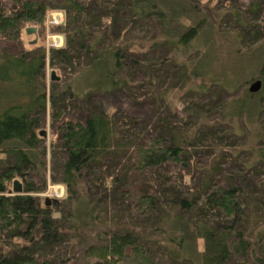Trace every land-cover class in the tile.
<instances>
[{"label":"trees","instance_id":"16d2710c","mask_svg":"<svg viewBox=\"0 0 264 264\" xmlns=\"http://www.w3.org/2000/svg\"><path fill=\"white\" fill-rule=\"evenodd\" d=\"M202 1L0 0V264H264V0ZM51 12L48 90L22 34ZM225 38L258 93L212 80Z\"/></svg>","mask_w":264,"mask_h":264},{"label":"rangeland","instance_id":"374dc122","mask_svg":"<svg viewBox=\"0 0 264 264\" xmlns=\"http://www.w3.org/2000/svg\"><path fill=\"white\" fill-rule=\"evenodd\" d=\"M217 2V3H216ZM202 4L211 6V8L217 7L218 1L209 3V0H203ZM62 13V12H60ZM211 12L208 11V15ZM63 14V13H62ZM50 13L45 18V23L42 25L29 26L28 28H36L37 31L35 34L28 35L25 31L22 34V42L24 43L27 50L31 49L33 46H38L42 49L46 50L47 60H46V83L47 89L49 90L51 83V69L49 67V55L52 50V41L49 38L51 35L58 34L55 33L54 27L48 26V17ZM64 16V14H63ZM65 20V19H64ZM61 35V34H58ZM62 36V35H61ZM63 37V36H62ZM229 39H233L230 37ZM229 39H220L216 40L214 43H207L205 45V54L203 56V60L209 61V67L213 72L211 75L214 76L215 79H212L217 84H225L222 80L220 81L218 78L223 76L225 80H228L230 84L236 87V89L232 92L234 98L241 96L245 91H249L250 87L257 81V64L254 61L255 57L253 56L254 52L244 51L242 55L237 54L238 50L232 47L231 41ZM65 45V39L63 37V47ZM215 45L214 47H212ZM62 47V48H63ZM256 54V53H254ZM200 57V56H199ZM202 58V57H201ZM202 60V59H201ZM223 79V78H222ZM197 85L201 84L200 78L194 79ZM222 82V83H221ZM176 106V102L174 103ZM50 103L48 102L47 109V121L44 127L40 132L46 131V136L41 137L42 140L45 141L48 148V163L50 164V148L53 138L52 129H51V121H50ZM39 132V134H40ZM50 168V166H48ZM20 183L23 185L22 181ZM44 190L42 193L38 194L43 200L47 201H57L61 202L66 198V189L64 186L54 184L51 179L50 171L47 173L46 184L44 185ZM14 187V186H13ZM13 191V188H12ZM202 247V243H201Z\"/></svg>","mask_w":264,"mask_h":264},{"label":"water","instance_id":"95a60500","mask_svg":"<svg viewBox=\"0 0 264 264\" xmlns=\"http://www.w3.org/2000/svg\"><path fill=\"white\" fill-rule=\"evenodd\" d=\"M36 31H37L36 28H28V29L26 30V33H27L28 35H31V34H35ZM51 81H53V82H58V81H60V78L57 76L56 72H52V73H51ZM262 87H263V83H262L261 81H256V82L250 87V90H249V91H250L251 93L255 94V93H258V92L262 89ZM46 134H47L46 131H42V132H40V135H41L42 137H45ZM13 192H14L15 194H22V193H23V185H22L18 180H16V181L14 182ZM50 204H51V201H50V200H47V205L50 206Z\"/></svg>","mask_w":264,"mask_h":264},{"label":"built area","instance_id":"2783aa9c","mask_svg":"<svg viewBox=\"0 0 264 264\" xmlns=\"http://www.w3.org/2000/svg\"><path fill=\"white\" fill-rule=\"evenodd\" d=\"M65 17L60 12H51L48 17V26L59 27L64 25ZM52 41V49H61L63 47V37L55 34L49 37Z\"/></svg>","mask_w":264,"mask_h":264},{"label":"bare ground","instance_id":"6f19581e","mask_svg":"<svg viewBox=\"0 0 264 264\" xmlns=\"http://www.w3.org/2000/svg\"><path fill=\"white\" fill-rule=\"evenodd\" d=\"M55 35V34H54Z\"/></svg>","mask_w":264,"mask_h":264}]
</instances>
